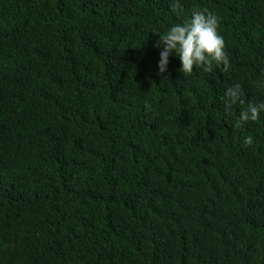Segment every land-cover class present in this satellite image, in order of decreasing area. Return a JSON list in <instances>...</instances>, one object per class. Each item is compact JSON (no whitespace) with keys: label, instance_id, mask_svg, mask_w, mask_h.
<instances>
[{"label":"trees","instance_id":"obj_1","mask_svg":"<svg viewBox=\"0 0 264 264\" xmlns=\"http://www.w3.org/2000/svg\"><path fill=\"white\" fill-rule=\"evenodd\" d=\"M193 9L230 67L160 73ZM236 83L264 102V0H0V264H264V113L234 126Z\"/></svg>","mask_w":264,"mask_h":264},{"label":"clouds","instance_id":"obj_2","mask_svg":"<svg viewBox=\"0 0 264 264\" xmlns=\"http://www.w3.org/2000/svg\"><path fill=\"white\" fill-rule=\"evenodd\" d=\"M218 28L219 18L214 13L207 9H193L187 22L171 25L163 32L157 31L158 71L160 73L167 71L170 56L179 58L181 65L179 71L183 75H190L194 68L210 72L213 66L222 67L227 71L230 61L225 52L224 37ZM224 98L226 110L232 105L242 106L235 127L256 122L264 113V102H248L245 106L241 85L238 83L225 89ZM243 143L245 146H252L253 136H245Z\"/></svg>","mask_w":264,"mask_h":264}]
</instances>
